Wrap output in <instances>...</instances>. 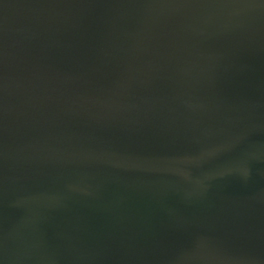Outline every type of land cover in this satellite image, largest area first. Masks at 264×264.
Here are the masks:
<instances>
[{"label": "water", "instance_id": "obj_1", "mask_svg": "<svg viewBox=\"0 0 264 264\" xmlns=\"http://www.w3.org/2000/svg\"><path fill=\"white\" fill-rule=\"evenodd\" d=\"M0 264H264V0H0Z\"/></svg>", "mask_w": 264, "mask_h": 264}]
</instances>
